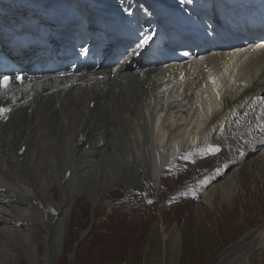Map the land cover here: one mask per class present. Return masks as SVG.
I'll list each match as a JSON object with an SVG mask.
<instances>
[{"label": "bare ground", "instance_id": "6f19581e", "mask_svg": "<svg viewBox=\"0 0 264 264\" xmlns=\"http://www.w3.org/2000/svg\"><path fill=\"white\" fill-rule=\"evenodd\" d=\"M256 28L264 33L262 23ZM163 102L178 110L162 112ZM186 102L187 114L177 113ZM0 104L10 109L0 117V264H17L15 246L29 264H39L37 222L45 264H53L78 198H87L95 209L111 190L142 193L146 183L160 187L164 174L201 140L228 150L244 139L245 153L264 145V132L249 140L257 128L264 131V51L208 54L200 63L133 73L56 75L0 91ZM235 155L227 154L222 167L201 181L206 203L217 194L230 200L236 192L235 165L243 157ZM54 187L63 195L60 208L51 201ZM243 240L222 252L216 264H264V240Z\"/></svg>", "mask_w": 264, "mask_h": 264}, {"label": "rangeland", "instance_id": "374dc122", "mask_svg": "<svg viewBox=\"0 0 264 264\" xmlns=\"http://www.w3.org/2000/svg\"><path fill=\"white\" fill-rule=\"evenodd\" d=\"M257 129L249 135L251 143L264 132ZM246 143L240 139L228 150L219 144L215 152L205 144L188 149L171 170L176 168L174 175L165 173L160 187L146 183L142 193L125 187L111 190L95 209L87 198H78L66 224L64 248L53 264H216L222 252L243 239L264 240V145L245 153ZM227 154L243 157L235 165L236 192L227 201L217 194L208 204L200 183L222 167ZM57 190L54 187L51 201L60 208L63 195ZM39 223L33 231L39 264H45ZM14 248L19 252L17 264H29L22 249Z\"/></svg>", "mask_w": 264, "mask_h": 264}, {"label": "snow or ice", "instance_id": "6c2138e0", "mask_svg": "<svg viewBox=\"0 0 264 264\" xmlns=\"http://www.w3.org/2000/svg\"><path fill=\"white\" fill-rule=\"evenodd\" d=\"M145 43H148L147 39H145L144 41ZM9 77L5 76L3 78V81H0V86H7V83L9 82ZM17 79H23L22 77H17ZM7 111H10V109H6V108H0V117H2ZM212 152L218 151V149H212Z\"/></svg>", "mask_w": 264, "mask_h": 264}]
</instances>
